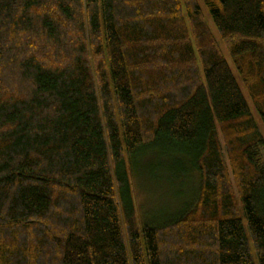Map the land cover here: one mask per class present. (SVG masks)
<instances>
[{"label":"trees","instance_id":"1","mask_svg":"<svg viewBox=\"0 0 264 264\" xmlns=\"http://www.w3.org/2000/svg\"><path fill=\"white\" fill-rule=\"evenodd\" d=\"M202 2L0 0V264H264V0ZM144 152L195 188L139 228Z\"/></svg>","mask_w":264,"mask_h":264},{"label":"rangeland","instance_id":"2","mask_svg":"<svg viewBox=\"0 0 264 264\" xmlns=\"http://www.w3.org/2000/svg\"><path fill=\"white\" fill-rule=\"evenodd\" d=\"M203 14L207 20L208 26L215 37L220 41L216 27L213 25L210 15L203 4L202 0H198ZM221 45V43H220ZM225 59L228 60L231 70H233L237 77V72L233 67L232 61L229 58L227 49L223 46ZM245 93V98L249 103L250 110L253 113L256 124H258L260 135H262V142L264 144V124L260 114L257 112L254 103L251 102L247 96V92L242 87ZM261 157L264 164V145L260 147ZM146 154L142 156L140 169L135 167L134 158L131 160L126 159V174L128 184L130 185L131 196L135 207L136 218H138V227H142L148 222H156L167 220V218H175L178 210H182L186 206V197L190 195L191 190L195 188V182L189 181V177L184 179L183 172L180 169H175L176 161L180 160L178 156L174 157V163H170V168L167 169L165 158H160L158 154L150 156ZM150 157V158H149ZM167 160V159H166ZM169 162V161H168ZM149 163V164H148ZM147 165L149 167H147ZM179 172L178 174H176ZM179 178L174 181V178ZM196 179V178H195ZM152 218L157 219L153 221ZM165 218V219H163ZM245 224V222H244ZM247 230V225L245 224ZM248 233V232H247ZM250 240V239H249ZM257 264L256 257L253 255Z\"/></svg>","mask_w":264,"mask_h":264}]
</instances>
